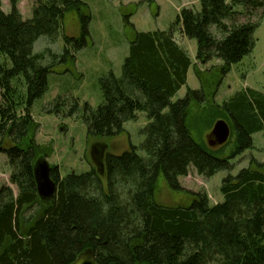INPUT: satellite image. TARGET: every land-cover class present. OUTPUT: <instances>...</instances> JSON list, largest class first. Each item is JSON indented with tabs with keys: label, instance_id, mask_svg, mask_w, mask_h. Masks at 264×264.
<instances>
[{
	"label": "trees",
	"instance_id": "obj_1",
	"mask_svg": "<svg viewBox=\"0 0 264 264\" xmlns=\"http://www.w3.org/2000/svg\"><path fill=\"white\" fill-rule=\"evenodd\" d=\"M16 2L9 0L5 12L0 0V152L16 186L14 192L0 184V264H70L88 248L100 264H264V162L251 157L248 166L230 173V160L253 146L252 133L264 130V93L247 87L219 104L203 89L187 87L172 101L192 65L173 32L196 40V61L220 59L223 76L254 47L264 0H199V10L182 8L167 30L136 31L120 74L100 76L102 101L95 109L84 103L83 120L88 138L112 137L143 111L149 120L140 130L142 142L119 154L105 152L102 175L91 167L60 176L53 165L56 190L47 203L39 199L33 175L36 158L46 154L30 137L31 107L52 68L75 60L86 45L90 17L82 0H36L28 19ZM69 11L81 20L80 35L62 34L61 52H34L40 36L53 41L62 33ZM63 103L58 95L47 111L58 114ZM192 104L201 105L208 121H227L234 140L226 156L229 139L211 149L191 136ZM77 109L75 100L67 115ZM190 167L204 176L227 170L219 187L223 200L209 204L197 192L187 206L156 202L158 175L178 191V177Z\"/></svg>",
	"mask_w": 264,
	"mask_h": 264
},
{
	"label": "rangeland",
	"instance_id": "obj_2",
	"mask_svg": "<svg viewBox=\"0 0 264 264\" xmlns=\"http://www.w3.org/2000/svg\"><path fill=\"white\" fill-rule=\"evenodd\" d=\"M82 1L85 3L82 12L90 17L86 45L76 52L75 60L56 64L52 68L47 75L45 92L34 100L31 107L35 127L30 137L46 154L48 163L58 168L60 176L70 172H84L94 167L90 160L89 148L96 142L105 143L106 152L113 154L129 149L131 144L138 145L142 142L144 134L140 130L149 120L143 111H138L135 119L126 121L124 130L115 136L88 138L83 120L84 103L95 109L102 101L99 78L109 70L115 75L120 74L128 54L129 43L136 31L167 30L182 8H200L199 0ZM35 2L36 0H17L16 8L22 18H31ZM1 7L3 11L8 12L9 0H2ZM237 9L241 7L238 6ZM244 18V15H240L238 20L242 21ZM252 18L256 20L258 12ZM211 31L220 36L214 27H211ZM80 32L79 16L75 11H69L65 13L62 21V33L53 41L40 36L34 43L33 51L39 52L49 48L52 52H61L64 46L62 34L78 37ZM173 37L186 50L192 65L187 71L186 84L178 89L172 101L184 96L187 87L203 89L207 99H213L219 104L247 87L264 93V18L258 20L254 29L255 42L252 50L240 61L232 63L223 76L219 73L220 59L212 58L205 64L195 60L194 38L186 37L178 29L173 32ZM44 61H47V58ZM58 95L64 99L63 111L58 114L49 113L47 109L51 108ZM75 100L78 102V109L72 115H67ZM187 121L191 136L196 141L205 142L211 149L221 145L215 142L211 133L215 122L207 120L201 105L192 104ZM228 139L229 143L223 156H226L233 146L234 136H229ZM252 140V147L230 160L233 164L231 174H236L240 168L248 166L251 157L264 162V130L252 133ZM4 145H11L9 139L4 140ZM227 172L220 169L211 176H204L190 167L186 175L178 177L182 188L178 191L172 190L160 174L154 198L162 205L187 206L192 200V193L200 192L207 195L209 204H214L223 200L219 187ZM9 175L8 157L4 152H0V184L8 185L16 192V186L10 182ZM32 209L33 207L26 213L29 214Z\"/></svg>",
	"mask_w": 264,
	"mask_h": 264
},
{
	"label": "water",
	"instance_id": "obj_3",
	"mask_svg": "<svg viewBox=\"0 0 264 264\" xmlns=\"http://www.w3.org/2000/svg\"><path fill=\"white\" fill-rule=\"evenodd\" d=\"M217 144H223L230 135V128L224 119L215 121L212 131ZM107 145L103 142H96L89 148L90 160L98 174L104 173L103 158ZM52 166L44 156H38L33 165V175L36 184V192L39 199L45 203L49 202L56 190V182L50 175ZM70 264H100L97 262L92 249L82 251Z\"/></svg>",
	"mask_w": 264,
	"mask_h": 264
}]
</instances>
